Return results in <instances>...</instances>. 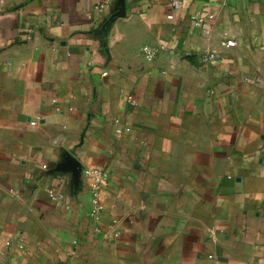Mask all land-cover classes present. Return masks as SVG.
<instances>
[{
    "label": "crops",
    "instance_id": "0c3cea01",
    "mask_svg": "<svg viewBox=\"0 0 264 264\" xmlns=\"http://www.w3.org/2000/svg\"><path fill=\"white\" fill-rule=\"evenodd\" d=\"M179 1L0 0V264H264V0Z\"/></svg>",
    "mask_w": 264,
    "mask_h": 264
},
{
    "label": "built area",
    "instance_id": "2783aa9c",
    "mask_svg": "<svg viewBox=\"0 0 264 264\" xmlns=\"http://www.w3.org/2000/svg\"><path fill=\"white\" fill-rule=\"evenodd\" d=\"M223 2H226L227 0H222ZM171 5L173 10H178L180 8V1L179 0H170ZM174 18L173 15L168 16V19L172 20ZM194 26L197 28L205 29L207 27V23L203 19H195L194 18ZM223 46L225 47H234L235 43L232 41H228L223 43ZM144 55L148 60H153L157 57L158 55V50H154L150 48L149 46L144 47L143 49ZM203 58L205 60H214L216 59L215 54H210V55H204ZM106 75V73H105ZM54 102H56L54 100ZM40 118H37L35 120H32L30 124L32 126H37L39 124ZM87 175H91L94 178V195H93V208L91 211V217L93 219H97L100 215L101 207H100V193H99V185H100V180L103 178V174L100 170H94V171H86ZM50 198L52 199L53 202L56 204H61L62 203V197L57 196L55 193H50Z\"/></svg>",
    "mask_w": 264,
    "mask_h": 264
},
{
    "label": "water",
    "instance_id": "95a60500",
    "mask_svg": "<svg viewBox=\"0 0 264 264\" xmlns=\"http://www.w3.org/2000/svg\"><path fill=\"white\" fill-rule=\"evenodd\" d=\"M184 42H185V39L181 38L180 41H179V44H178V49H182L183 48Z\"/></svg>",
    "mask_w": 264,
    "mask_h": 264
}]
</instances>
